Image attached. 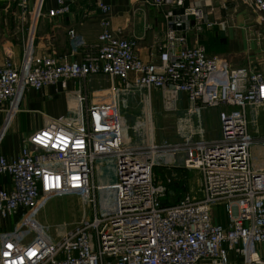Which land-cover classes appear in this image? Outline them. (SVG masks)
<instances>
[{"label":"built area","instance_id":"2783aa9c","mask_svg":"<svg viewBox=\"0 0 264 264\" xmlns=\"http://www.w3.org/2000/svg\"><path fill=\"white\" fill-rule=\"evenodd\" d=\"M6 1V0H3ZM23 21L31 15L30 0H10ZM56 0L47 12L55 18L72 12L76 2ZM105 14L110 6L92 0ZM155 5L182 6L184 0H148ZM259 15L264 25V0H242ZM168 27L158 45V61H145L132 39L111 29L108 18L96 47L81 61L54 55L35 56L33 36L25 42L19 63L11 57L0 66V109L6 121L0 130L2 143L9 123L20 111L28 88L40 90L59 82L89 75L110 77V99L90 102L86 92L72 101V119L51 120L33 132L21 153L8 159L0 151V174L11 179L9 189L0 190V217L26 210L25 225L31 226L33 212L48 200L70 194L94 197L95 217L66 231L59 238L45 231L27 238L25 233L8 235L0 247V264H264V167L254 168L250 132V109L264 105V72L252 62L232 66L221 54L210 55L204 45H191L183 29L192 25L199 35L213 28L202 8L187 9L184 15H166ZM6 32L0 29V42ZM71 38L76 30L70 29ZM130 89H166L173 98L186 93L187 113L177 129L186 139L158 143L152 113L150 135L145 144L123 143L120 93ZM224 106L222 135L214 140L196 139L194 115L207 107ZM179 155L180 167L198 170L204 194L195 198L184 192L174 203L173 195L155 168L159 157ZM114 159L116 182H95L96 162ZM109 197L99 208L98 191ZM222 206L226 222H220L212 206ZM94 230L96 242L89 238Z\"/></svg>","mask_w":264,"mask_h":264},{"label":"crops","instance_id":"0c3cea01","mask_svg":"<svg viewBox=\"0 0 264 264\" xmlns=\"http://www.w3.org/2000/svg\"><path fill=\"white\" fill-rule=\"evenodd\" d=\"M104 2L110 6V12L107 14L103 13L94 1L85 0L76 2L72 6L71 13L52 18L47 12L56 6V0H30L31 15L23 21L13 1L0 0V29L6 32L0 42V66L9 57L15 63L20 62L25 42L30 34L33 36V55H54L60 59L81 61L87 52L96 47L98 36L102 31L101 21L105 18L109 19L111 29L119 36L135 41L136 50L142 59L157 62L158 45L164 40L169 23L166 18L167 13L173 11L174 15H184L187 9L200 7L206 15H209V19L217 20V24L213 28L204 29L199 35L193 30L192 25L186 26L183 31L187 34L189 43L204 45L210 55H224L232 66H246L252 62L255 69L264 72V25L257 21L259 14L242 0H184L182 6L155 5L148 0H104ZM72 28L76 30V38H71L69 35V30ZM110 86V77L98 74L89 75L84 79L47 85L40 90L26 89L21 99L20 111L9 123L0 144L1 153L9 160L18 157L25 140L33 132L51 120H68L75 117L76 111L72 101L77 95L86 92L90 102L108 101L111 96ZM171 94L166 89H153L147 93L151 102L148 117L152 113L155 139L157 141L158 137H162L163 143H177L183 140L180 137L182 134L177 129V123L190 106L188 95L179 93L172 100L167 101L173 109L160 115L162 108L159 107L161 104L163 106V98H171ZM153 103L158 113L153 111ZM167 107L171 108L169 105ZM221 109L225 107H207L194 115V130L197 131L199 120L204 126V133L202 135L196 133V139L214 140L221 137ZM261 115L264 118V112ZM5 121L6 113L0 109V130ZM160 125L163 128H160ZM148 126L150 129L149 118ZM156 129L158 131L161 129L158 137ZM168 154H171L168 155L171 159L158 164L155 173L169 186L173 195L171 198L178 200L182 193L192 192L190 189L192 169L180 167L178 154ZM251 157L254 163L253 155ZM255 164L257 168H263L264 157L260 161L256 160ZM160 167H172L176 172L181 173V176L168 184L169 180L159 170ZM200 175L202 177L201 173ZM115 177L116 169L115 176L111 174L112 179ZM104 179L105 177L101 178ZM107 184L112 183L106 182L104 185ZM10 187V177L0 174V190ZM25 213L26 210H19L6 219L0 217V247L3 240L12 233L13 235L25 233L27 236L26 232H22V226L26 224Z\"/></svg>","mask_w":264,"mask_h":264},{"label":"rangeland","instance_id":"374dc122","mask_svg":"<svg viewBox=\"0 0 264 264\" xmlns=\"http://www.w3.org/2000/svg\"><path fill=\"white\" fill-rule=\"evenodd\" d=\"M176 97V96H175ZM168 100L172 98H163V106L161 114L164 115L167 111L172 110V106L168 103ZM171 108H168L167 106ZM120 107L121 114L123 117V143L127 146H135L145 144L149 141V126H148V114L151 110V102L148 98L147 92L140 89H130L120 93ZM223 110H220V115ZM153 111L159 112L153 103ZM264 112V105L255 106L250 109L249 120H250V132L252 136L256 137V142L251 146V155H253V167L257 168L255 161H260L264 157V118L261 117ZM164 113V114H163ZM199 113V112H198ZM168 115V114H167ZM160 128H163L160 125ZM158 128V127H157ZM196 133L202 135L204 133V126H202L200 120L198 122ZM161 129H159L160 131ZM164 131V129H162ZM156 129V135L159 134ZM161 131V132H163ZM181 139H186V134H182ZM162 141V142H161ZM158 143H163L164 138L158 137ZM171 154H165L159 157L158 164L168 162L171 158L168 156ZM191 195L198 198L203 195L202 177L198 170H191ZM111 174L115 176V163L112 158H104L96 162V183L111 182L112 184L116 181L111 178ZM104 180H101V178ZM107 178V179H106ZM109 185V184H107ZM109 197L106 190L102 189L98 191V202L99 208L104 205V200ZM94 197H84L79 194H70L60 197H54L52 199H42L41 206L35 210L31 217V227L24 224L22 226V232L27 233V237H33L38 231H45L49 235L55 238H59L66 231H70L77 226L90 222L95 217V207L93 204ZM214 214L221 216L218 218L220 222L225 223V211L222 206H212ZM90 241L95 244V232L94 230L89 231Z\"/></svg>","mask_w":264,"mask_h":264},{"label":"water","instance_id":"95a60500","mask_svg":"<svg viewBox=\"0 0 264 264\" xmlns=\"http://www.w3.org/2000/svg\"><path fill=\"white\" fill-rule=\"evenodd\" d=\"M159 170L162 171L165 174L166 178L169 180L168 184H170L174 179H177L178 176H181V173L176 172L172 167H160ZM170 202L174 203L175 199L171 198Z\"/></svg>","mask_w":264,"mask_h":264},{"label":"trees","instance_id":"16d2710c","mask_svg":"<svg viewBox=\"0 0 264 264\" xmlns=\"http://www.w3.org/2000/svg\"><path fill=\"white\" fill-rule=\"evenodd\" d=\"M164 202H165V203H170V201H169L168 199H167V200H165ZM225 218H226V217H225Z\"/></svg>","mask_w":264,"mask_h":264}]
</instances>
